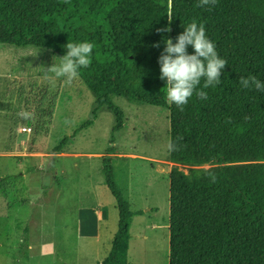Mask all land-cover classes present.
Listing matches in <instances>:
<instances>
[{"label": "trees", "instance_id": "trees-1", "mask_svg": "<svg viewBox=\"0 0 264 264\" xmlns=\"http://www.w3.org/2000/svg\"><path fill=\"white\" fill-rule=\"evenodd\" d=\"M198 3L0 0V44L42 48L61 57L68 42L94 44L92 63L80 76L96 107L78 132L93 123L101 108L115 115L114 132L124 128V114L112 103L113 95L169 109L170 138L182 136L186 145L169 155L174 165L169 175V264H264V92L239 84L249 75L264 81V0H217L206 7ZM169 14L171 32L158 33L169 26ZM192 21L204 24L227 65L220 83L204 89L206 100L194 93L180 111L166 101V81L159 78L157 61L167 39L175 43ZM188 52L193 54L190 46ZM229 117L231 123H226ZM102 159L119 222L101 264H129L128 173L121 181L115 159Z\"/></svg>", "mask_w": 264, "mask_h": 264}, {"label": "rangeland", "instance_id": "rangeland-1", "mask_svg": "<svg viewBox=\"0 0 264 264\" xmlns=\"http://www.w3.org/2000/svg\"><path fill=\"white\" fill-rule=\"evenodd\" d=\"M53 57L62 58L0 44V264H98L100 227L85 234V221H98L85 209L101 204L106 212L103 239L116 234L119 221L102 173L105 155L115 159L121 181L129 177V263L169 264V109L113 95L124 128L114 132L115 115L101 108L78 132L92 119L96 99L80 75L70 86L44 80L42 67Z\"/></svg>", "mask_w": 264, "mask_h": 264}, {"label": "clouds", "instance_id": "clouds-1", "mask_svg": "<svg viewBox=\"0 0 264 264\" xmlns=\"http://www.w3.org/2000/svg\"><path fill=\"white\" fill-rule=\"evenodd\" d=\"M217 0H199L197 7L215 6ZM169 26L157 29L158 33L171 32V14L168 15ZM165 47L158 57L160 66V80L166 81V101L169 105H175L180 111L184 110L189 99L195 95L206 100L208 94L204 89L215 87L220 83V79L227 65V61L219 56L216 45L206 36L204 24L192 21L184 31L176 37V42L167 39ZM159 44L154 47L159 48ZM189 46L193 49V54H189ZM66 54L62 58L53 57L51 67L44 68L43 79L49 82L62 80L65 85L70 86L80 75L81 69L88 68L92 63L94 44L91 42H68L65 45ZM59 63H56V60ZM203 86L200 88L201 81ZM239 84L243 89L264 92V81L254 75L246 78L241 77ZM199 88V90H197ZM18 115L23 119H30L32 113L21 111ZM250 117H245V120ZM68 123V121H66ZM231 123V118L226 120ZM182 136L174 140L169 139L166 145L169 153L180 151L186 145L181 141ZM211 182H216L215 175L210 176Z\"/></svg>", "mask_w": 264, "mask_h": 264}, {"label": "crops", "instance_id": "crops-1", "mask_svg": "<svg viewBox=\"0 0 264 264\" xmlns=\"http://www.w3.org/2000/svg\"><path fill=\"white\" fill-rule=\"evenodd\" d=\"M30 128V127H29ZM31 129V128H30ZM97 155V154H96ZM95 155V156H96ZM103 158V157H101ZM105 181V180H104ZM106 184V183H105ZM168 190H169V193H168V196H169V200H170V177L168 178ZM9 192L11 191H17V192H20V190L22 189H8ZM98 193V189H92V193ZM114 198V197H113ZM116 201V200H115ZM117 205V203H116ZM100 206L101 204H95V205H89L85 210H88L90 213L88 214V217H93V218H97L98 221L96 220V223L94 224L93 222L94 221H85L84 223V231H85V234H95L94 233V226H97L100 227V233H99V237L97 238L96 236V242H98V244L96 245V252H98V257H99V262L98 264H101L102 261L109 255L110 251H111V248H112V242H113V239L115 237V235L112 237V238H109V236L107 234H105V238L103 239L102 238V235L103 233L101 232L102 229L106 226V222H107V214L106 212L104 211V209H100ZM117 211H118V208H117ZM132 214V213H131ZM118 217H119V213H118ZM169 218H170V201H169V214H168V222L166 224V229H168V232H169ZM91 219V218H90ZM119 222V221H118ZM150 227V226H149ZM129 235V234H128ZM111 239V247L108 245V241ZM105 243V245H104ZM167 246H168V252L170 251V232H169V235L167 236ZM129 252H130V244H129ZM170 254V253H169ZM130 261V259H129ZM130 264V263H129Z\"/></svg>", "mask_w": 264, "mask_h": 264}, {"label": "built area", "instance_id": "built-area-1", "mask_svg": "<svg viewBox=\"0 0 264 264\" xmlns=\"http://www.w3.org/2000/svg\"><path fill=\"white\" fill-rule=\"evenodd\" d=\"M25 132H29L31 129L29 127H24L23 129Z\"/></svg>", "mask_w": 264, "mask_h": 264}]
</instances>
